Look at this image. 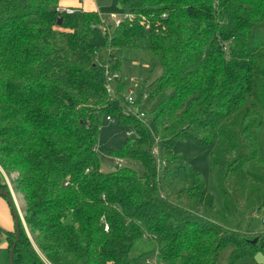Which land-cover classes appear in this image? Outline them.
I'll use <instances>...</instances> for the list:
<instances>
[{
    "label": "trees",
    "instance_id": "obj_1",
    "mask_svg": "<svg viewBox=\"0 0 264 264\" xmlns=\"http://www.w3.org/2000/svg\"><path fill=\"white\" fill-rule=\"evenodd\" d=\"M60 2L0 0V165L24 202L14 264H217L230 244L235 264L262 252L264 233L206 217L215 199L201 171L178 186L174 169L188 160L179 142L211 149L225 214L264 211V0H120L127 18L101 44L100 14ZM132 52L150 66L134 104ZM107 117L133 132L110 154L142 173L102 170ZM7 238L10 264L16 232ZM149 240L156 249L135 254Z\"/></svg>",
    "mask_w": 264,
    "mask_h": 264
},
{
    "label": "rangeland",
    "instance_id": "obj_2",
    "mask_svg": "<svg viewBox=\"0 0 264 264\" xmlns=\"http://www.w3.org/2000/svg\"><path fill=\"white\" fill-rule=\"evenodd\" d=\"M79 0H68L66 3L70 7H77ZM85 8L90 11H95L100 14L102 21L105 22L103 28H98L94 31L91 42L94 44H101L105 41L107 24L116 25L120 23L124 14L120 8V0H83ZM128 60L124 64L123 76L126 79V95L130 90H134L138 84L140 76H146L149 71V59L145 53L132 52L127 54ZM127 134L122 131L119 121L112 118L111 121L104 119L99 143L97 145V152L100 158L101 168L103 171H112L116 166L115 157L110 154L112 151H117L122 143L126 140ZM176 150L180 151L187 157L188 160L181 162L174 169V177L179 180L178 186L189 185L193 181L195 171H201L206 183L208 192L214 196L215 209L207 211L206 217L217 224L224 226L230 230L241 228L244 231L248 229L255 233H264V211L261 213L251 214L247 211H239L235 217H228L224 212V197L221 193L217 183V173L211 161V149L201 148L197 145H185L179 142ZM259 149L261 156L264 158V126L261 129L259 136ZM134 168L139 173L143 172V166L137 162H126V164ZM16 176L15 173H7ZM183 180V182L180 181ZM186 181V183L184 182ZM183 183V184H182ZM18 207L22 216L24 217V202L20 194L15 195ZM27 228V227H26ZM29 238H33L27 229ZM156 249V243L153 240L143 241L138 244L135 249V254H142L143 252H151ZM234 245L230 244L221 252L217 264H232L231 258L234 251ZM153 257L150 259L153 261ZM255 259L245 257L235 264H253Z\"/></svg>",
    "mask_w": 264,
    "mask_h": 264
},
{
    "label": "crops",
    "instance_id": "obj_3",
    "mask_svg": "<svg viewBox=\"0 0 264 264\" xmlns=\"http://www.w3.org/2000/svg\"><path fill=\"white\" fill-rule=\"evenodd\" d=\"M68 0H61L60 4L62 6H68L66 3ZM82 7L85 11H90L88 8H85L83 0H79L78 6ZM14 175L7 174L4 169L0 165V186L7 185L8 191L11 192L8 181L13 189L14 196L19 195L14 187ZM2 188V187H0ZM21 199L22 195L20 194ZM16 197V196H15ZM23 201V199H22ZM15 218L13 214V208L6 196L0 193V264H7L6 261V250L8 248V238L7 234L15 231ZM251 259L255 260L252 262L253 264H264V250L262 252L256 253L253 256H250ZM248 258V257H247Z\"/></svg>",
    "mask_w": 264,
    "mask_h": 264
},
{
    "label": "built area",
    "instance_id": "obj_4",
    "mask_svg": "<svg viewBox=\"0 0 264 264\" xmlns=\"http://www.w3.org/2000/svg\"><path fill=\"white\" fill-rule=\"evenodd\" d=\"M81 1H82V0H81ZM57 12H58L59 14H63V13L73 14V13L75 12V10H74V9H71V8H67V7H58V8H57ZM125 18H127V15L124 14V18H123V19H125ZM118 24H119V23H118ZM102 28H103V27H102ZM116 77H118V75H117ZM134 94H135L134 90H130V91H129V94H128V96H127L128 101H129L131 104H134V101H135V100H134ZM141 117H144L143 114L141 115ZM107 120H108V121H111L112 118H111V117H107ZM132 135H133V132H132V131H128V132H127V136H132ZM153 154H154L155 156H157V155L159 154V150H158V148H154V149H153ZM115 160H116V164H118V165H120V164H126V160H124V159H122V158H116ZM8 184H9V187H10L12 193H13V189H12V187H11L9 181H8ZM13 197H14V199H15L14 194H13ZM15 203H16V205H17V207H18V204H17L16 199H15ZM18 209H19V207H18ZM19 210H20V209H19ZM20 213H21V212H20ZM21 216H22V213H21ZM22 219L24 220V217H23V216H22ZM24 223H25V221H24ZM106 229H108V227H106ZM153 261H154V262L152 263V260H151L150 258H148V259H146L145 263H146V264H157V263H156V257L153 258Z\"/></svg>",
    "mask_w": 264,
    "mask_h": 264
},
{
    "label": "water",
    "instance_id": "obj_5",
    "mask_svg": "<svg viewBox=\"0 0 264 264\" xmlns=\"http://www.w3.org/2000/svg\"><path fill=\"white\" fill-rule=\"evenodd\" d=\"M121 8V6H120ZM62 22V18L60 17L58 20V25H61ZM118 168V166H117ZM0 193L3 194L4 196H6L13 208V214H14V218H15V232H16V238L15 241L12 245V248L10 250V254H9V260H10V264H14V253H15V249H16V245L20 239V226H19V222L20 220L24 223V220L22 219L20 210L18 209L16 203H15V199L13 197V194L11 192H7L5 190H3L2 188H0ZM25 225V223H24Z\"/></svg>",
    "mask_w": 264,
    "mask_h": 264
}]
</instances>
